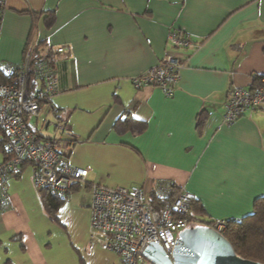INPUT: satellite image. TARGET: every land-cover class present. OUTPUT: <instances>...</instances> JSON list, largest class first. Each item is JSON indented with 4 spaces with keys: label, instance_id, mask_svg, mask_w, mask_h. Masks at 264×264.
I'll return each instance as SVG.
<instances>
[{
    "label": "crops",
    "instance_id": "obj_1",
    "mask_svg": "<svg viewBox=\"0 0 264 264\" xmlns=\"http://www.w3.org/2000/svg\"><path fill=\"white\" fill-rule=\"evenodd\" d=\"M2 7L0 61L21 64L32 44L35 59L52 57L58 77V92L28 124L41 139L64 141L67 162L88 175L54 215L30 165L8 180L0 264H121L88 239L93 182L154 194L159 181H173L195 194L203 218L252 213L264 195V109L229 124L222 115L234 85L253 87L264 76V0H3ZM170 29L189 44L173 47ZM171 52L182 66L170 97L132 86L131 77ZM118 119L126 126L115 127Z\"/></svg>",
    "mask_w": 264,
    "mask_h": 264
},
{
    "label": "built area",
    "instance_id": "obj_2",
    "mask_svg": "<svg viewBox=\"0 0 264 264\" xmlns=\"http://www.w3.org/2000/svg\"><path fill=\"white\" fill-rule=\"evenodd\" d=\"M3 0H0L2 17ZM1 22V20H0ZM168 39L173 47H186L189 39L180 31L170 29ZM33 45L25 50L24 61L11 65L0 61V69L13 76V80L0 83V129L4 135L5 156L0 160V203L7 199V183L28 164L32 167V181L36 189H45L58 199L65 200L75 183L85 182L88 170L67 162L61 139H41L27 122V116L41 112V102L49 100L58 92V77L45 59L33 57ZM56 53L64 51L63 46ZM182 56L171 52L145 71L130 78L135 89L144 86L158 88L166 97L173 94L179 77ZM264 109V76H260L253 87L234 85L224 106L222 120L232 123L246 110ZM46 122L45 118H40ZM54 126L64 129L63 123ZM176 184L161 180L154 195L159 199L170 197ZM179 189V188H178ZM193 192L179 189L170 203L156 207L151 194L141 185H118L114 187L91 183L89 205L88 239L100 247L116 253L121 264H158L143 250L150 241L157 242L174 262L172 255L178 232L200 223L190 213ZM226 219H218L209 226L224 233Z\"/></svg>",
    "mask_w": 264,
    "mask_h": 264
},
{
    "label": "trees",
    "instance_id": "obj_3",
    "mask_svg": "<svg viewBox=\"0 0 264 264\" xmlns=\"http://www.w3.org/2000/svg\"><path fill=\"white\" fill-rule=\"evenodd\" d=\"M1 20V17H0ZM45 60L52 61V57L47 54L44 56ZM41 60V58H39ZM260 76L254 78L255 83L259 80ZM13 80V76L4 73L0 69V83H7ZM134 122V120H132ZM128 120L118 119L115 123V127L120 128L121 126H126ZM142 125V129H143ZM141 129V130H142ZM6 150L4 148V135L0 129V154L4 158ZM65 155V153H64ZM67 156V154H66ZM42 193V201L48 212L54 215L55 210L61 204L62 199H58L54 195L47 192L45 189H39ZM179 192L178 188L173 190L170 197L165 199L157 198L153 193L151 194L153 204L158 208L165 204L171 202L172 197H174ZM202 208L195 200L192 202L190 213L199 219V224L210 225L214 222V219L203 218L201 213ZM226 228L223 233L224 237L231 243L235 253L242 258L258 261L264 263V195L257 197L253 202V211L251 214L245 215L239 219H226Z\"/></svg>",
    "mask_w": 264,
    "mask_h": 264
},
{
    "label": "water",
    "instance_id": "obj_4",
    "mask_svg": "<svg viewBox=\"0 0 264 264\" xmlns=\"http://www.w3.org/2000/svg\"><path fill=\"white\" fill-rule=\"evenodd\" d=\"M178 235L172 250L173 263L157 242L150 241L143 253L158 264H264L237 255L224 235L209 225H192Z\"/></svg>",
    "mask_w": 264,
    "mask_h": 264
},
{
    "label": "rangeland",
    "instance_id": "obj_5",
    "mask_svg": "<svg viewBox=\"0 0 264 264\" xmlns=\"http://www.w3.org/2000/svg\"><path fill=\"white\" fill-rule=\"evenodd\" d=\"M42 111V110H41ZM44 115V114H43ZM41 116H42V114H41ZM42 118V117H41ZM40 121V123H45V122H43L42 120H39ZM60 123H62V122H60ZM45 125V124H44ZM52 125H53V121L51 122V123H49V125H48V129L46 130L48 133L49 132H52ZM44 129H45V127H43Z\"/></svg>",
    "mask_w": 264,
    "mask_h": 264
}]
</instances>
